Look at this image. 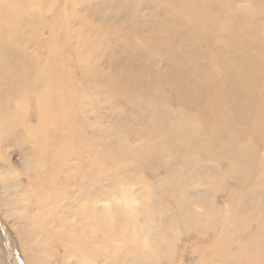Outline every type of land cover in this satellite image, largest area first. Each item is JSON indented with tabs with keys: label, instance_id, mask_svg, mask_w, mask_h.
<instances>
[{
	"label": "rangeland",
	"instance_id": "374dc122",
	"mask_svg": "<svg viewBox=\"0 0 264 264\" xmlns=\"http://www.w3.org/2000/svg\"><path fill=\"white\" fill-rule=\"evenodd\" d=\"M38 1L35 15L27 25L28 39L22 45L21 57L26 70H32L35 65L38 68L47 59L53 18H58L62 24L57 35L67 33L71 47H78V43H84L85 48L96 46L87 50L91 54L89 61H84L87 64L76 62L74 52L69 48L71 58H67L64 69L72 74L76 85L72 110L67 106L63 110L56 109L53 121L41 122L45 125L42 138L46 136L48 140L45 149L46 146L53 148L66 142L70 133L73 148L79 144L84 147L80 157L73 155L69 160L71 168L60 172L55 164L50 163L49 152L45 157L41 153L43 150L39 146L36 149L35 142L27 138V129L33 131L39 123V113L37 110L36 119L33 104L28 101L23 117L17 123L5 125L0 122V264H70V259L63 254L65 239L61 237V228L53 221L54 211L57 209L59 216L65 215L68 221H73L74 218L67 213L70 212L67 206L80 208L87 202L109 208L111 218L118 214L120 223L116 225L117 231L121 237L132 238L133 244L141 227L158 229L163 223L174 231L173 238H168L164 242L166 246L160 250L156 242L148 240L147 246L158 247L157 257L138 260L137 264H198L200 261L194 249L196 246L197 251L201 249L205 241L193 240L192 235L198 228L191 226L189 229L187 223L184 226L185 222L179 218L173 220L178 212L171 198L181 192L191 199L201 194L205 205L191 206V221L198 220L205 235L216 234L219 216L231 211L225 197L229 191H237V177H245L244 186L249 181L247 177L252 182L257 170L255 167L264 158V144L257 139L263 134H256L249 141L251 144L246 147L248 155L245 162L236 163V172L229 173L227 160L214 157L218 150L212 145L207 151H201V147L193 149L190 144L180 142L172 148L170 140L159 141L152 137L158 134V129L148 124L154 114L151 112V100H161L166 104L163 106L160 102L159 106L163 109L159 114L161 112L165 120L166 116H175L176 109L191 99L187 101L164 93L161 97L151 93L137 94L139 85L144 86L141 82L144 80L134 81L133 78H142L147 72L149 75L146 76L156 79L155 87L177 89L179 93L186 94L193 87L195 77L209 73L214 79L217 76L223 81L228 78L225 83L218 84L224 96L235 94L243 97L245 83L242 79L234 81L230 76L242 70L243 58L256 51L255 46L240 49L228 38H221L214 32H198L195 24L186 23L187 15L183 13L177 17L178 22L173 23L170 0ZM223 2L226 4L223 8L231 4L229 0ZM233 2L240 8L249 10L251 7L249 0ZM93 39L103 41L96 44V40L91 41ZM7 41L8 35L3 36V43ZM0 53H4L3 48ZM215 57L225 60L218 68L219 75L214 73L217 70L209 61ZM88 65L93 70H89ZM172 66H178L186 76L179 74L178 81L174 82L168 75ZM95 70L102 72V76L116 78V86L113 87L109 79H98ZM258 82L259 95L247 114L250 121L235 124L240 130L236 143L246 137L249 123L258 119L264 107V73ZM16 83L12 80L2 85L8 88L0 90V110L4 113L11 112L18 105V98L13 91L10 92ZM223 93L217 100L225 98ZM203 105L207 106L206 103ZM186 110L188 114L182 112L186 118L196 113L194 109ZM261 116L264 118V112ZM73 118L75 120H71ZM234 137V134L230 136L231 139ZM225 138L220 135L219 140L228 142ZM149 142L159 149L154 153L156 156L151 159L139 157L137 152H141L142 146L145 149L147 143L150 146ZM185 152L193 156L189 162L182 158ZM40 179L41 184H38ZM205 210L203 219H197L198 214ZM233 227L229 240L237 245L245 239L244 235L239 236L240 232L246 230ZM113 244L121 248L116 254L109 252L107 262L130 264L129 258L136 252L135 246H128L123 240Z\"/></svg>",
	"mask_w": 264,
	"mask_h": 264
},
{
	"label": "bare ground",
	"instance_id": "6f19581e",
	"mask_svg": "<svg viewBox=\"0 0 264 264\" xmlns=\"http://www.w3.org/2000/svg\"><path fill=\"white\" fill-rule=\"evenodd\" d=\"M170 1L173 4V23L178 22L177 17L182 15L181 13L186 14V23L191 26L195 24L199 28L198 32H214L220 35L221 38H228L240 49H250L253 48L250 46L254 45L256 51L250 52L243 58L242 70L239 73H232L230 76L234 81L242 79V82L245 83L243 97L235 94L232 96L225 94L224 96L218 84L225 83L228 78L225 81L217 79L218 76L214 79L213 75L209 73L195 77L193 87L185 92L186 94L179 93L176 91L177 89L164 90L155 87L156 79L146 76L147 72L144 73L142 78L134 75L135 77H132L134 81L144 80L141 81L144 86L139 85L140 88L137 89L139 91L137 94L148 95L147 93H151L153 96L161 97V94L164 93V95H173L187 101L191 99L188 103L181 104L180 108L176 109L175 116H166L165 120L163 115H160L161 112L159 114V111L163 110L159 108L160 102L162 104L163 102L156 99L151 100V105L153 104L151 112H154V114L152 119H149L148 124L158 129V134L152 137H156L159 141L160 139L170 140L172 148L180 142L190 144V148L199 149L198 147H201V151H207L212 148L209 147L212 145L213 148L218 150L214 157L226 159L229 164L228 172L234 173L237 170L236 163L245 162L246 155H248L246 147L251 144L249 141L255 138L256 134H263V136H257V139L264 144V118L261 116L264 107L258 119L255 122L251 120L249 123L250 127L247 130L246 137L238 143L236 142L240 130L235 127L236 123H248L250 121L247 114L251 110L252 102L257 100L259 95L258 81L264 73V0H249L251 6L249 10L236 6L233 0H229L231 4L226 8H223L226 5L223 0ZM38 3V0H0V49L3 48L5 53H0V90L8 89L2 86L3 84L12 80L16 81L15 87H10L12 88L10 92L13 91L19 101L16 108L11 112L4 113L0 110V116L3 117L0 122L5 125L9 122L17 123L21 120L20 117H23L24 108L28 106L29 102L33 104L36 119L37 110L39 113V123L33 131L27 129V138L35 142L36 149L39 146L41 151L43 150L42 155L45 156L49 152L50 163L55 164L56 169L59 168V171L62 172L64 169L67 171L71 168L68 162L73 155L80 157L81 148L84 145L79 144L78 147L73 148L70 133L67 140H65L66 142L58 143V146L53 148L46 146L47 149H45L44 146L47 145L48 140L46 136L42 138L43 126L45 127V125H41V122L53 121L55 117L52 118V115L55 116L54 110L56 109L63 110L67 106L68 110H72L74 103L72 99L75 95L74 86L76 85H74L72 74H68L67 70L64 69L69 57V50L71 49L72 53L74 52L73 57L76 62H84L86 59L89 61L91 56L87 50H93L96 46L85 48L84 43H78L76 45L78 47H71V44H69L70 36H67V33L57 35L59 26L62 24H60L61 21L58 18H53L50 27L53 30L51 31V43L47 52V59L44 63L39 64L38 68L35 65L32 70H26L24 59L21 57L22 45L28 39L27 25L33 19L34 9L37 8ZM108 31H111V29H108ZM4 34L8 35L6 43H3ZM75 36L77 35L75 34ZM58 40L60 43H58ZM102 41L103 39H98L96 44ZM171 56L175 57L174 55ZM209 61L212 67L217 70L214 73L221 74L218 68L221 67V63H225V60L215 57V59L210 58ZM85 62L83 64H87ZM148 63L146 62V64ZM88 66L89 70H93L91 65ZM147 70H149V67L146 68ZM168 71V75H170V78L172 77L174 82L178 81L179 74L186 76V73L181 72L178 66H172ZM29 73H31V76H28ZM94 73L98 75V79L106 81L109 79L110 84L113 87L116 86V78L102 76V72L99 73L96 70ZM254 83H257V86ZM135 86L137 87V84ZM222 93L225 98L221 101L217 100V97ZM29 96L33 98L29 99ZM203 103H206L207 106H204ZM186 109H194L195 115L186 118L182 114V112L188 114ZM72 117L75 118V116ZM74 118L71 120H75ZM233 134L235 137L232 140L230 136ZM220 135L226 137L225 139L228 142L220 141ZM204 147L206 149H203ZM157 150L159 151L151 143L150 146L147 143L145 149L142 146L141 152H137V155L151 159L156 156L154 153ZM137 155L135 156L138 157ZM192 157L190 152L182 154V158L186 161L188 159V162ZM196 157L199 158L197 155ZM256 167L257 170H254L255 176L252 177V182L249 179L250 177H247L250 182L248 181L246 186L243 185L245 177H240L241 175L237 177V191H229L225 197L230 203L231 211L219 216L218 225L216 226L219 228H217L216 234L211 236L202 233L198 220L191 221L193 218L191 206L193 204L201 206L204 203L201 194L191 199L185 192H181L177 197L171 198L177 206L176 213L178 212L173 220L179 218L185 222L184 226L187 223L189 229L191 226L198 228V231L192 235L193 240L203 239L205 241L201 249L197 251V246L194 249L196 255H198L196 257L200 261L198 264H264V158ZM208 182L211 184V179L208 178ZM37 183L41 184V179ZM71 202H68V204ZM67 207H70V212L67 213L74 218L73 221H68L65 215L64 217L59 216L57 209L54 211L53 221L59 229L61 228V237L65 239L63 254L64 257L70 259V262L68 261L70 264H107V254L109 252L116 254L121 248L113 243L121 240L127 243L128 246H135L136 252L131 254L129 259L130 264H137L138 260L146 261L157 257L158 247L147 246L148 240L156 242L160 250V248L166 246L164 242L174 236V231L163 223L158 229L141 227L138 229L139 234L133 239L135 241L133 244L131 242L132 238L120 236L116 226L120 223L119 215H113L111 218L109 208L99 207L95 202H87L80 208H75L72 205ZM204 209L206 208L204 207ZM205 215L206 210L199 213L197 219L202 220ZM233 226L246 230L240 232L239 236L244 235L245 239L244 241L240 240L237 245L231 244L229 240L230 231L234 229ZM235 231L237 233V230ZM114 264H118V262L115 261Z\"/></svg>",
	"mask_w": 264,
	"mask_h": 264
}]
</instances>
